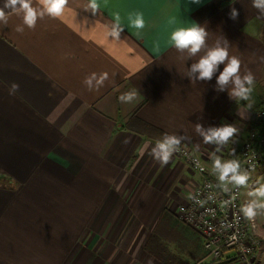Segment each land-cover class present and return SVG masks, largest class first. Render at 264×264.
Returning <instances> with one entry per match:
<instances>
[{
	"label": "crops",
	"instance_id": "crops-1",
	"mask_svg": "<svg viewBox=\"0 0 264 264\" xmlns=\"http://www.w3.org/2000/svg\"><path fill=\"white\" fill-rule=\"evenodd\" d=\"M87 2L69 0L61 18L45 16L35 28L5 9L8 24H0V264H241L232 249L213 261L177 213L202 173L175 153L161 165L145 145L184 135L210 170L213 153L226 159L237 150L253 112L239 115L245 106L229 98L232 83L218 90L219 71L191 81L188 67L203 53L189 59L169 37L178 26H203L209 47L226 38L241 75L264 84V17L252 0H107L95 15ZM133 10L145 13V29L125 22L114 41L113 14ZM93 73L107 79L90 90L84 80ZM133 90L132 102L119 99ZM197 124H233L238 133L217 151ZM248 173L241 206L264 184V159ZM256 220L264 264V213Z\"/></svg>",
	"mask_w": 264,
	"mask_h": 264
},
{
	"label": "clouds",
	"instance_id": "clouds-1",
	"mask_svg": "<svg viewBox=\"0 0 264 264\" xmlns=\"http://www.w3.org/2000/svg\"><path fill=\"white\" fill-rule=\"evenodd\" d=\"M69 0H4V5L0 8V24L6 26L8 24V13L5 9L10 10V13L21 15L23 24L28 28H35L37 21L45 16L51 18H61L65 13L66 5ZM192 4L199 5L201 0H191ZM107 4V0H88L84 5L85 11H90L93 15L103 6ZM252 7L257 9L258 17H264V0H252ZM114 19L107 26V35L114 41H120L122 33L125 31V22L130 28L141 34L145 29L148 21L145 18V13L142 10H133L122 17L120 12H115ZM232 20H237L239 11L232 7L229 13ZM17 31H23L22 27H17ZM208 32L205 27L193 23L191 26H178L173 30L169 37V43L181 55L187 54L189 59L197 57L194 62L188 67L186 76L191 81H211L214 74L219 71L217 77L218 90H223L225 86L232 83L234 87L229 92V98L237 104L240 101H248L244 110H239V115L242 118L246 117L248 109L252 108V92L255 86V77L252 72H247L241 75V60L236 56L229 57L228 41L225 38V46H220L217 41L215 46L209 47L206 43ZM220 65H223V70L220 71ZM199 73L198 76L195 74ZM107 79V74H103L97 79L96 74L86 77L84 83L91 90L93 81L96 86L103 84ZM19 85L13 84L10 89V94H14L18 90ZM137 97L136 91H131L122 94L119 99L122 102H132ZM195 132L203 139L205 144L216 146L219 151L229 141H233L238 133V128L233 124H222L220 126L205 127L201 124L195 125ZM188 137L184 135L165 133L163 138L156 141L154 146L145 145V149L151 147L150 155L161 165H167L174 153L181 151V144ZM128 141L125 140V143ZM211 171L216 176L217 187H220L224 192H229V185L232 189L247 187L249 182V173L247 170H242L241 163L238 159H222L215 155L211 156ZM250 199L240 208L241 213L248 220L254 219L257 214L264 213V184H259L247 193Z\"/></svg>",
	"mask_w": 264,
	"mask_h": 264
},
{
	"label": "built area",
	"instance_id": "built-area-1",
	"mask_svg": "<svg viewBox=\"0 0 264 264\" xmlns=\"http://www.w3.org/2000/svg\"><path fill=\"white\" fill-rule=\"evenodd\" d=\"M175 154L203 175L190 200L181 204L177 213L201 234L207 256L213 261L221 260L232 249L241 264H257L258 224L256 217L248 220L240 211L242 187L237 190L229 185V192L217 187L216 176L187 144H181V151ZM226 159H238L247 172L264 159V109L253 113L246 140Z\"/></svg>",
	"mask_w": 264,
	"mask_h": 264
},
{
	"label": "trees",
	"instance_id": "trees-1",
	"mask_svg": "<svg viewBox=\"0 0 264 264\" xmlns=\"http://www.w3.org/2000/svg\"><path fill=\"white\" fill-rule=\"evenodd\" d=\"M251 100H252V108L249 110H251L253 113L264 109V84H259L258 82L255 81V86L252 92ZM241 104L246 106L248 104V101H241Z\"/></svg>",
	"mask_w": 264,
	"mask_h": 264
}]
</instances>
